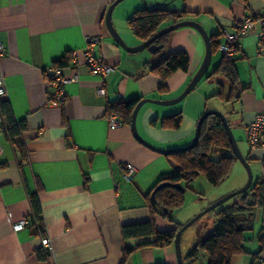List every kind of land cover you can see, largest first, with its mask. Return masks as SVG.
I'll return each mask as SVG.
<instances>
[{
	"label": "crops",
	"instance_id": "1",
	"mask_svg": "<svg viewBox=\"0 0 264 264\" xmlns=\"http://www.w3.org/2000/svg\"><path fill=\"white\" fill-rule=\"evenodd\" d=\"M114 1L0 0V41L5 47L0 71L7 90L0 101L8 102L15 121L26 127L17 139L26 154L21 160L5 137L3 119L0 122V264H121L125 247H139L125 264H178L174 244L154 248L149 246L152 237L122 238L123 226L150 219L151 191L175 166L168 156L137 140L130 125L110 128L106 111L118 101H170L180 96L204 60L205 43L196 29L182 27L155 45L158 50L129 54L116 44L105 25L106 12ZM158 4L188 12L183 21L203 27L210 38L212 58L204 78L181 103L170 108L145 104L139 110L135 122L139 137L159 150L185 148L203 114L222 112L250 168H259L253 183L261 182L264 152L250 147L247 127L255 115L264 114V55L258 50L264 0H125L113 9L111 22L126 46L142 43L128 29L127 19L137 10H152ZM247 15L256 16L254 30L239 38L232 60L237 76L234 98L228 102L216 95L221 88L226 97L229 84L213 74L223 62L219 47L225 36L236 33ZM86 37L100 39L92 53L113 69L103 83L83 65ZM213 41L218 46L214 51ZM177 51L188 56V70L173 73L160 91V79L150 67ZM71 52L79 55L77 66L70 62L62 72L66 77L77 73L78 79L65 86L64 103L54 106L45 72ZM102 84L104 95L97 92ZM177 114L180 124L176 129L163 126L165 118ZM220 152L230 156L232 151ZM124 165L136 169L131 182L123 178ZM31 195L40 203L39 222L32 214ZM197 212L176 211L177 219L172 222L155 216V227L174 230ZM23 219L28 220V227L14 231L13 226ZM214 224L215 228L218 221ZM188 228L179 242L183 264H189L185 257L203 240L196 232L188 233ZM263 228L264 203L254 211L252 229L245 233L247 254L232 256L229 264H264V239L262 246L259 242ZM44 236L50 241L47 253L41 246ZM202 257L206 264L207 257Z\"/></svg>",
	"mask_w": 264,
	"mask_h": 264
},
{
	"label": "trees",
	"instance_id": "2",
	"mask_svg": "<svg viewBox=\"0 0 264 264\" xmlns=\"http://www.w3.org/2000/svg\"><path fill=\"white\" fill-rule=\"evenodd\" d=\"M187 13L186 11H181L180 13L171 11L166 4H158L152 10L141 9L135 11L127 19L126 25L135 37L145 42L164 26L177 24L186 19ZM165 37L158 39L154 45L159 46ZM212 43L214 51L218 46L214 41ZM232 60L223 61L213 74L224 78L229 84L230 90L226 97L221 88L216 95L228 102L234 98V85L237 77ZM70 62V55L66 54L63 58L56 60L52 67L63 71L71 66ZM188 67V56L184 52L177 51L162 57L156 65L150 67V71L159 77V90L163 91L169 76L177 71L185 73ZM139 101L140 99H135L128 102L118 101L113 103L107 107L106 115L107 117L116 115L122 124L130 125L131 115ZM0 115L5 124L6 139L18 152L21 160H24L26 158L25 149L20 140H17L22 132L26 130L24 123L15 121L8 102L0 101ZM169 119H171L170 123ZM163 123L164 127L176 129L180 124L179 114L165 118ZM214 149H219L222 152L229 150L231 152L228 137L220 119L215 115H209L201 126L196 146L191 150L167 157L174 164L175 170L168 175L162 176L151 191H155V195L153 199L151 197L148 198L150 219L143 223L123 226L121 229L122 238L127 240L152 237L153 241L149 243V246L154 248H165L172 245L176 233L182 226L177 224L174 230L159 231L155 227L154 217L158 216L172 222V213L179 211L183 206L184 192L173 188V185H178L185 189V186L193 182L199 175H204L211 186L217 187L228 178L237 160L231 152L230 156L222 154L223 156L218 161H212L208 157ZM246 160L248 162V159ZM160 184H169L170 186L156 190ZM29 202L34 219L39 222L42 217L37 196L31 195ZM230 202V204L225 203L221 210L218 211V224L212 233L201 243L196 244L185 257L184 260L189 262V264H194L201 254L207 257L206 264H229L232 256L247 254L243 247L246 242L245 233L252 229L254 211L264 203V176L262 175L261 182L252 183L247 192L235 197ZM263 239L264 228L259 234L260 246H262ZM138 248L125 247L121 264H125L129 255ZM42 256L41 258H44Z\"/></svg>",
	"mask_w": 264,
	"mask_h": 264
},
{
	"label": "built area",
	"instance_id": "3",
	"mask_svg": "<svg viewBox=\"0 0 264 264\" xmlns=\"http://www.w3.org/2000/svg\"><path fill=\"white\" fill-rule=\"evenodd\" d=\"M256 16L247 15L238 26L236 33L225 36V42L219 47V51L222 54L223 61H231L238 48L239 38L250 34L254 30V20ZM261 31L258 33V50L259 53L264 55V20H260ZM100 43L98 37H86L85 44L86 49L82 51V62L87 71L95 77L100 79L103 83L105 77L113 71L112 67L104 63L100 57L93 55V49ZM5 55V47L0 41V61ZM79 55L77 52L70 53V61L73 67L77 66ZM77 73L70 77H66L65 74L57 68L51 67L45 72V78L48 82V86L51 89L49 95V101L54 106H61L65 99V86L69 83H75L78 79ZM97 92L100 95L105 94L103 84L97 88ZM7 96V90L3 76L0 71V100ZM2 117L0 115V122ZM109 127L112 129H118L122 127V122L116 115H111L108 119ZM247 140L252 149L261 150L264 152V114L255 115L252 122L247 127ZM125 174L123 176L126 182H131L133 176L136 173V169L130 165H124ZM264 176V171H263ZM117 187V185H115ZM28 227V220L23 219L19 223L13 226L14 231H21ZM41 246L44 252L47 253L50 248V241L47 237L41 239Z\"/></svg>",
	"mask_w": 264,
	"mask_h": 264
},
{
	"label": "water",
	"instance_id": "4",
	"mask_svg": "<svg viewBox=\"0 0 264 264\" xmlns=\"http://www.w3.org/2000/svg\"><path fill=\"white\" fill-rule=\"evenodd\" d=\"M123 1H125V0H115L109 6V8L106 12V15H105V25H106V28H107L110 36L113 38V40L116 42V44L119 47H121L125 52H127L129 54H136V53L142 52L144 50H149L150 52H154V51L159 49L157 46L154 45V43L158 39L170 34L171 32H174L177 29L182 28V27H191V28L196 29L204 40L205 50H206L204 60L201 64L199 70L197 71L195 76L192 78V80L189 82L188 86L185 88V90L181 93L180 96H178L177 98L170 100V101H157V100H153V99H142L136 104V106L133 110V113L131 116V122H130L131 130H132L134 136L136 137V139L139 140L144 145H146L147 147H149L150 149H152V150H154V151H156L162 155H165V156H170L173 154L185 152V151L191 150L192 148H194L196 146L198 139H199V136H200L201 126H202L203 122L205 121V119L209 115H215L220 119L222 125L225 128V131H226V134L228 137V141L230 144V148H231L233 155L235 156V159L242 165V167L244 168V170L246 171V174H247L246 184L242 188L235 191L234 193H231V194L225 196L224 198L220 199L219 201L215 202L214 204H212L211 206H209L208 208L203 210L201 213H199L194 218H192L189 222L184 224L180 228V230L176 233L174 241H173L174 251H175V255H176L178 264H183V259H182V256L180 253V248H179L180 247L179 242H180V238H181L182 233L188 227L192 226L198 219H200L205 214L215 210L218 207H221L222 205H224L225 203H227L231 199H233L237 196H240V195L244 194L245 192H247L250 189V187L252 186L253 176H252V172H251V168L249 166V163L247 162L246 158H244L241 151L239 150V147L237 146V142L233 136L231 128L229 127V124H228L226 117L217 111H209V112H206L205 114L202 115V117L197 122L192 142L189 144V146H187L185 148L173 149V150H159V149L153 148L152 146L148 145L139 137L137 130H136V126H135L136 117H137L139 110L145 104H152V105H157V106L168 107V106H175V105L181 103L184 100V98L197 86V84L200 82V80L202 78H204V76L208 72L209 67L211 65L212 50H211V43H210V38H209L208 34L205 32V30L203 29V27L200 24L193 22V21H182V22H179L177 24L169 25V26L164 27L161 30H159L150 39H148L145 42H142L139 46H136V47L126 46L125 42L122 40V38L116 32V30L114 29L112 22H111V14H112L113 9L119 3L123 2ZM154 1L158 2L160 0H154ZM166 186H170V185L169 184H160L156 188V190H159V189L166 187ZM172 187L181 191V192H184V189L181 186L173 185ZM154 195H155V191L151 195L152 199H153Z\"/></svg>",
	"mask_w": 264,
	"mask_h": 264
},
{
	"label": "rangeland",
	"instance_id": "5",
	"mask_svg": "<svg viewBox=\"0 0 264 264\" xmlns=\"http://www.w3.org/2000/svg\"><path fill=\"white\" fill-rule=\"evenodd\" d=\"M128 1V0H127ZM130 1V0H129ZM218 89V88H217ZM149 107H161V106H154V105H147ZM224 111H228V107ZM170 108V107H166ZM218 112V111H217ZM222 114V112H219ZM224 113V112H223ZM189 146V145H188ZM222 153L220 152L219 149H214L210 154H209V159L212 161H217L222 157ZM252 170V176L254 178V181L256 180L257 176L260 175L259 168H256L255 166L251 167ZM242 179V181H241ZM241 181V182H240ZM244 181V182H243ZM247 181V174L242 165L238 162L234 163V166L232 167V170L228 176V178L222 182L220 185L217 187L211 186L204 175H199L193 182L185 186L184 189V203L183 206L179 209L177 212L184 213H191L193 211H199L197 212L196 215L201 213L203 210L214 204L215 202L219 201L220 199L224 198L225 196L234 193L235 191L239 190L242 188ZM244 183L242 186L239 188L238 185H241L239 183ZM227 191H232L227 194ZM220 195H224L221 198L217 199ZM217 199V200H215ZM234 200L231 199V201ZM231 202L229 201L227 204H230ZM223 206V205H222ZM221 207L216 208L215 210L205 214L202 216L198 221H196L192 226L188 228V233L189 232H196L197 236H200L203 240L206 238L208 235L212 233L214 230V224L216 221H218V216L217 213L219 210H221ZM195 215V216H196ZM194 216V217H195ZM171 218L174 220L177 219V213L174 212L171 215ZM180 220V218H178ZM215 225V224H214ZM187 233V234H188ZM202 235V236H201ZM202 240V241H203ZM181 247V244H180ZM181 251V249H180ZM204 254H201L197 259L195 264H204V259L203 256ZM205 256V255H204ZM206 257V256H205Z\"/></svg>",
	"mask_w": 264,
	"mask_h": 264
}]
</instances>
